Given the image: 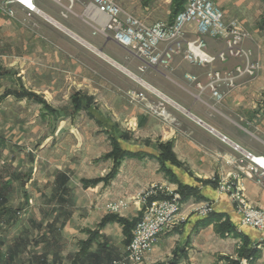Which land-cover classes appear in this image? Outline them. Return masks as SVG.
<instances>
[{
  "label": "crops",
  "instance_id": "1",
  "mask_svg": "<svg viewBox=\"0 0 264 264\" xmlns=\"http://www.w3.org/2000/svg\"><path fill=\"white\" fill-rule=\"evenodd\" d=\"M32 1L26 3L29 6L22 3L23 6L0 0V109L5 111L14 102L21 105L32 101L39 106L45 103L50 109H38L31 116L32 122L46 119L52 124L56 138L70 136L99 143L98 149L79 147L76 163L68 168L55 166L52 176L47 178L49 187H56L58 193L61 184L56 176L62 173L67 177L62 187L70 189L73 207L61 219L62 227L58 230L76 237L73 240L79 246L76 251L90 237L89 230H98L85 252L93 257V262L80 259L77 263L100 264L103 259L98 254L102 248L113 250L106 258L118 256L126 249V235L120 222L110 220L98 227L109 214L104 207L107 202L126 200L128 205L117 216L132 220L142 213L144 205L139 199L142 192L153 186L176 190L178 183L170 179L158 160L159 145L167 142L178 164L165 161V168L182 184L197 188L198 195L181 202V219L158 236L142 264H168L172 259H176L175 264H230L229 260L238 258L243 237L253 246L262 241L263 232L243 225L230 196L219 193L217 187L222 180L239 182L246 199L264 211V178L243 173L238 167L246 162H240L245 152L264 157V0H214L226 21L235 20L248 32L249 38L242 45L250 51V59L259 62L254 75L236 77L231 85L221 82L218 88L221 98H215L208 88L200 90L195 82L184 78V73L195 75L205 85L208 70L233 72L236 65L243 63L241 58L201 67L176 56L170 69L150 67L138 74L139 62L121 54L118 49L124 48L111 37L94 36L72 18L62 20L50 0ZM117 1L124 12L122 17L132 14L147 24L171 21L174 17L171 0ZM88 2H74L73 13L84 14L90 25L99 26L104 16L88 6ZM61 5L65 8L67 4L64 1ZM194 31L190 25L186 35L193 36ZM223 47V39L207 38L209 53ZM99 54L103 58H98ZM110 60L123 66L125 72L140 75L143 84L165 96L174 120L148 111L142 103L129 101L126 90H146L126 74L118 76L110 101H105L102 91L109 81L100 70L105 63L112 65ZM24 91L32 92L38 99L27 98L22 94ZM73 91L81 92L82 107L78 112L84 111L85 115L71 113ZM83 94L97 96L94 100L97 103L88 107ZM113 139L131 155L124 156L115 175L105 181L103 178L114 165L112 157H105L112 150ZM94 179L98 181L83 183ZM205 180L208 182L204 183ZM59 196L54 192L48 197ZM203 202H210L212 212L201 217L195 209ZM258 249L261 253L252 264H264V246Z\"/></svg>",
  "mask_w": 264,
  "mask_h": 264
},
{
  "label": "rangeland",
  "instance_id": "2",
  "mask_svg": "<svg viewBox=\"0 0 264 264\" xmlns=\"http://www.w3.org/2000/svg\"><path fill=\"white\" fill-rule=\"evenodd\" d=\"M17 1L27 6H29V3H33L32 0H28V2L26 1L28 4L22 0ZM17 1L4 0V2H16L20 4ZM50 1L53 6L59 10L62 20L72 18L81 24L82 30L87 31L94 36H102L103 38L104 36H109L114 40L113 33L108 28H103L95 24L90 25V23H88L89 19H87L84 14L81 16L74 15L73 4L77 0H73L72 3H70L69 0ZM64 1L67 4L65 8L63 5H61V3L63 4ZM116 2L118 3L117 0ZM89 3L90 0L88 2V6H90ZM170 8L172 10V5ZM122 14L123 13H121V16ZM236 23L239 26L238 22ZM190 25L194 26L195 31L193 36L188 37L186 35V30ZM62 30L64 31V34L68 35L64 29ZM181 31L183 35L171 41L173 45H175V43H180V49L171 55L169 59H166L165 63L157 65L147 64V59L140 53H137V51L131 46L124 47L115 40L114 41L125 49H118L121 54L126 55L128 58H133L139 62L136 66L138 74H140V72L143 73L150 67L159 70L170 69L175 61L174 59L176 56H179L180 59L187 64L201 67L213 64L215 61L225 62L229 58H241L243 63L236 65L233 72H223L222 74L224 75H222L219 71L208 70L206 73L208 79L205 85H202L200 82H198L195 75L184 73V78L187 81L195 82L196 86L200 90L208 88L212 95L213 91L210 87L211 84H215L216 89L218 90L221 82L224 81L231 85L234 78L243 75L252 76L259 68V62L250 59V51L245 49L242 45L243 42L249 38V34L245 30L244 31L248 35L240 43V48L242 49L243 53L241 55L228 56L224 60L220 59L218 54L221 51H224L226 48L225 39L223 37L204 36L205 51L209 55L215 57L213 61L205 63L204 65L195 64L190 58H187L188 43L195 40L196 34L198 32L196 22L190 21L186 23L182 27ZM207 38L223 39L224 47L214 54L209 53L207 51ZM171 42H160L154 51L164 52L165 48L169 46V43ZM83 48H86L89 52L93 51L90 46L86 47L83 45ZM97 57L103 58V56L100 54ZM247 63L256 64V68L252 70L251 73H249V71H243L241 74L238 73L237 68H245ZM107 64L109 63H105L104 67H101L102 69L100 70L109 81L108 84L105 85V91H102L104 92L103 98H106L105 101H110L111 93L113 91V84H115L118 80V76H123V74H126L128 79H135L139 84H142V86L144 85L146 90H126L125 94L127 95L129 101L142 103L148 111L165 119L174 120L173 116L166 107L167 101L165 99L167 98L164 99L165 96L155 90L154 87L143 84V80L141 79L140 75L136 73H130L129 71L125 72L123 66L120 64H115L113 61L110 62L112 65ZM215 72H218L225 79L215 82L213 78ZM187 76H192L194 79L191 80ZM25 92L28 91H24V93ZM218 92L221 94L219 90ZM3 93L6 94V91L4 90ZM80 93L78 91H73V103L71 107L72 114H76L81 109L78 106L79 103L77 102V100L81 98L79 97ZM148 94H150L152 97H149ZM83 95L84 96L82 99L85 100L87 105H89L88 107L94 106L95 103H97L94 101L97 96L89 94ZM1 96L2 94L0 97ZM221 96L219 98H221ZM26 97L31 98L28 96ZM214 97L218 98L216 96ZM73 98H77V100H74ZM38 109L40 111L42 109L46 110L43 105H36L32 101H25L21 105L14 102V105L10 104L9 108L5 109V111L4 109H0V264H76L80 261V259H86L89 262H93V257L86 255V253L77 259L76 254L80 251V249L76 251V249L79 247L78 244L73 241L76 237L65 234L63 230H58L62 227L63 220L61 219L64 216L69 215L73 207L72 199L69 196L70 189H67L65 186L62 187V184L65 183L67 177L62 175V173H59L56 176L57 183L61 184L59 185V188L57 187V191H59L58 193H56V187H49L47 180L50 179L47 178L52 176L55 166L61 165V168H64L63 166L66 165V168H68V166L76 163L79 158V156H77V154H79V147H83V149L88 147L90 150L97 148L99 143L96 142V140L76 139L70 136L67 138H63L62 136L56 138L51 131L53 130L52 124H49L46 119L41 118V120L34 122L31 121V116L34 115ZM59 109L62 110L63 108ZM7 111H9V113H5ZM12 111L13 114L10 113ZM80 114L85 115L86 113L84 111L77 113V115ZM222 139L224 140L225 138L223 137ZM243 160H245L244 154ZM38 170H40L39 175H37ZM259 177L264 178L263 176ZM74 179L72 180L76 181ZM163 189L164 187L162 190ZM147 190L142 192L140 197ZM54 192L55 196L65 195L68 198L60 199L61 196H59V198L57 197L55 199H50L48 196H52ZM157 192L158 194L161 193L159 190ZM107 203L104 206L105 210L109 214H118L109 212V209L106 207ZM112 251L113 250L111 248L101 249L98 254V258L103 259V262L100 264H108L111 259L119 256L106 258L113 253Z\"/></svg>",
  "mask_w": 264,
  "mask_h": 264
},
{
  "label": "built area",
  "instance_id": "3",
  "mask_svg": "<svg viewBox=\"0 0 264 264\" xmlns=\"http://www.w3.org/2000/svg\"><path fill=\"white\" fill-rule=\"evenodd\" d=\"M69 2L72 3L73 0ZM89 5L105 17L102 27L112 31L114 40L124 47L131 46L147 59L146 63L149 65L165 63L166 59L180 49V43L173 45L171 41L183 35L181 29L190 21L196 22L198 32L195 40L188 43L187 58L195 64L204 65L215 59L204 49V36L225 39L226 48L218 54V57L224 60L228 56L243 53L240 43L248 35L235 21L228 22L224 19L223 11L214 4V0H186L184 7L171 21L157 20L150 24H146L132 14H124L122 17L121 13L124 12L116 0H90ZM168 41L171 43L164 52L154 51L160 42ZM255 68L256 64L247 63L245 68L238 67L237 71L240 74L243 71L251 73ZM213 76L215 82L225 79L218 72ZM187 77L194 79L192 76ZM210 87L213 95L219 98L221 94L215 84H211ZM244 158L246 162L238 166L243 173L264 177L263 157H254L251 153L245 152ZM240 162L243 163L244 160L241 159ZM158 190L161 192L159 193L161 197L148 201L149 197L158 194ZM217 191L230 196L243 225L256 228L264 234V211L250 204L239 182L222 180L218 184ZM139 199L144 207L132 230V238L125 251L108 264H142L158 236L181 219L180 195L176 190L165 188L162 190L161 187L153 186ZM127 205V201L118 199L107 203L106 207L109 212L119 213ZM195 212L198 216H207L212 212V206L210 202H203ZM254 246L263 247L264 239ZM248 262L247 258L240 260V264H248Z\"/></svg>",
  "mask_w": 264,
  "mask_h": 264
},
{
  "label": "trees",
  "instance_id": "4",
  "mask_svg": "<svg viewBox=\"0 0 264 264\" xmlns=\"http://www.w3.org/2000/svg\"><path fill=\"white\" fill-rule=\"evenodd\" d=\"M186 0H171V5H172V14L173 16H175L185 5ZM25 96L31 97V98H36L38 99L35 94H32L30 92H23L22 93ZM74 99V98H73ZM74 100H77V98H75ZM77 102L79 103V107L81 108V102L79 101V99L77 100ZM43 106L45 107L46 110H49L50 108L43 103ZM112 150L105 155V157H112L114 160V165L113 168L111 169V171L103 178L105 181H108L109 179H111L115 173H116V169L118 167V165L120 164V160L127 155H131V153L129 152H125L123 151L117 141L115 139L112 140ZM160 149H161V153L158 156V160L161 163V167L162 169L165 171V173L170 177L171 180L175 181L178 183L177 189L176 191L179 193L180 195V202L185 201L186 199H188L191 196H197L198 195V190L197 188L193 187V186H189L186 184H182L181 182H179L177 180V178L171 173V171L169 169H166L164 166V162L165 161H169L172 164H178L172 150H171V144L170 143H162L159 145ZM98 179H94V180H83L84 185H88V184H93L95 182H97ZM204 183H207L208 181L205 180L203 181ZM161 197L160 194H157L156 196H151L149 197L148 201H151L155 198H159ZM141 216V215H140ZM134 218L132 220H128L125 218H121L119 216H117V214H108L107 216H105L101 222L98 224V227H101L102 225H104L106 222L110 221V220H117L118 222H120L123 225L124 228V233L126 235V243L128 244L132 238V230L136 224V222L138 221L139 217ZM208 216V215H207ZM90 234V237L86 240L81 242V249L80 251L76 254V258L79 259L85 252L86 249L88 247V245L91 242L92 237H94L95 235H97L98 230H89L88 231ZM261 251L260 249H258L257 247L251 245L244 237H243V242L241 244V246L239 247L238 250V258L235 260H229L230 264H240V259L241 258H248L249 262L248 264H252L254 262V260L256 258L259 257ZM176 263V259H172L168 264H175Z\"/></svg>",
  "mask_w": 264,
  "mask_h": 264
},
{
  "label": "bare ground",
  "instance_id": "5",
  "mask_svg": "<svg viewBox=\"0 0 264 264\" xmlns=\"http://www.w3.org/2000/svg\"><path fill=\"white\" fill-rule=\"evenodd\" d=\"M14 1H17V0H14ZM17 2H19V1H17ZM20 3V2H19ZM20 4H22V3H20ZM23 5V4H22ZM94 12V11H93ZM98 13V12H97ZM99 14V13H98ZM101 15V14H100ZM98 21V20H97ZM104 23H105V17H104V20L103 21H100V22H98V24H99V26H103L104 25ZM166 101H167V99H166ZM254 157H259V156H256V155H254ZM262 157V156H261ZM263 159H264V157H263ZM264 161V160H263ZM263 165H264V163H263Z\"/></svg>",
  "mask_w": 264,
  "mask_h": 264
}]
</instances>
